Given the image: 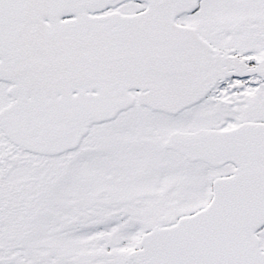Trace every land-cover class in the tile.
<instances>
[{"label": "snow or ice", "instance_id": "6c2138e0", "mask_svg": "<svg viewBox=\"0 0 264 264\" xmlns=\"http://www.w3.org/2000/svg\"><path fill=\"white\" fill-rule=\"evenodd\" d=\"M0 264H264V0H0Z\"/></svg>", "mask_w": 264, "mask_h": 264}]
</instances>
